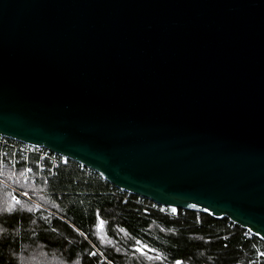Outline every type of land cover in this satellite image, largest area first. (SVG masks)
<instances>
[{"label": "water", "instance_id": "95a60500", "mask_svg": "<svg viewBox=\"0 0 264 264\" xmlns=\"http://www.w3.org/2000/svg\"><path fill=\"white\" fill-rule=\"evenodd\" d=\"M0 136L264 242V0H0Z\"/></svg>", "mask_w": 264, "mask_h": 264}, {"label": "trees", "instance_id": "16d2710c", "mask_svg": "<svg viewBox=\"0 0 264 264\" xmlns=\"http://www.w3.org/2000/svg\"><path fill=\"white\" fill-rule=\"evenodd\" d=\"M10 157L0 178L44 207L13 202L0 182V264H264V242L227 218L164 215L69 159L51 178L14 183Z\"/></svg>", "mask_w": 264, "mask_h": 264}, {"label": "built area", "instance_id": "2783aa9c", "mask_svg": "<svg viewBox=\"0 0 264 264\" xmlns=\"http://www.w3.org/2000/svg\"><path fill=\"white\" fill-rule=\"evenodd\" d=\"M9 164L13 171H16L17 165L20 161H23V179L25 181H29L31 183L37 180H46L51 178L57 167L59 165L64 164L66 162V158H63L55 153L50 152L47 149L35 147L28 145L26 143L18 142L12 139H8L0 136V174H3L5 159L8 156ZM15 178V174L13 172L12 175ZM0 182L7 186L13 192L14 198H17L18 195H24L20 190L15 188L13 185L6 184L1 178ZM152 203L154 209H157L160 213L164 215H168L170 217H178L179 213L176 209L167 206L158 205L156 203ZM175 209V211H173ZM249 233V232H248ZM252 234L249 233L248 236ZM263 256L262 254H258L257 257Z\"/></svg>", "mask_w": 264, "mask_h": 264}, {"label": "rangeland", "instance_id": "374dc122", "mask_svg": "<svg viewBox=\"0 0 264 264\" xmlns=\"http://www.w3.org/2000/svg\"><path fill=\"white\" fill-rule=\"evenodd\" d=\"M23 170V169H22ZM20 171V173H18L17 172V169H16V171H13V169H12V172H11V177H10V180L11 181H13L14 183H18L19 181H21V182H23V183H25L26 181L22 178L23 177V171ZM4 171V170H3ZM13 172H14V174H15V178H13L12 177V175H13ZM4 180V179H3ZM42 180V179H41ZM38 181V180H37ZM5 182V181H4ZM6 184H11L10 182H5ZM15 187V186H14ZM16 188V187H15ZM18 189V188H17ZM19 190V189H18ZM12 191V190H11ZM24 195H26V196H22V195H18L17 196V198H14V196L12 195V201L13 202H17L18 200H19V198L21 197V198H24V199H26L27 201H29V202H31L32 204H34V205H36V206H39V207H44L41 203H39L37 200H35L34 198H33V195H35L36 193H34V194H31L30 195V193L29 192H27V191H22V190H20ZM13 193V192H12ZM52 262H54V261H52Z\"/></svg>", "mask_w": 264, "mask_h": 264}, {"label": "snow or ice", "instance_id": "6c2138e0", "mask_svg": "<svg viewBox=\"0 0 264 264\" xmlns=\"http://www.w3.org/2000/svg\"><path fill=\"white\" fill-rule=\"evenodd\" d=\"M17 203H19V201H17ZM173 211H175V209H173ZM103 223H104L103 221H100V226L101 227H102ZM156 259H160V257L157 256ZM175 264H182V262L180 260H177V261H175Z\"/></svg>", "mask_w": 264, "mask_h": 264}]
</instances>
